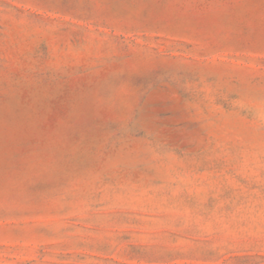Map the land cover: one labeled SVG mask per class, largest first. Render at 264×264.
<instances>
[{
	"label": "rangeland",
	"instance_id": "rangeland-1",
	"mask_svg": "<svg viewBox=\"0 0 264 264\" xmlns=\"http://www.w3.org/2000/svg\"><path fill=\"white\" fill-rule=\"evenodd\" d=\"M0 264H264V0H0Z\"/></svg>",
	"mask_w": 264,
	"mask_h": 264
}]
</instances>
